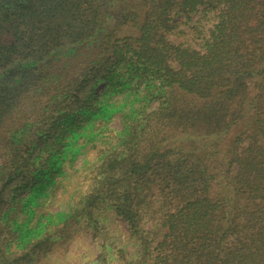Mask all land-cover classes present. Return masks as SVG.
<instances>
[{
	"label": "trees",
	"instance_id": "1",
	"mask_svg": "<svg viewBox=\"0 0 264 264\" xmlns=\"http://www.w3.org/2000/svg\"><path fill=\"white\" fill-rule=\"evenodd\" d=\"M76 231L78 264H264V0H0V264Z\"/></svg>",
	"mask_w": 264,
	"mask_h": 264
},
{
	"label": "rangeland",
	"instance_id": "2",
	"mask_svg": "<svg viewBox=\"0 0 264 264\" xmlns=\"http://www.w3.org/2000/svg\"><path fill=\"white\" fill-rule=\"evenodd\" d=\"M104 89H105V85L102 84L99 88V92H102ZM113 126L119 127L118 121H115ZM53 207L57 211L60 210L59 205H53ZM111 222H112V225H111L112 230L118 229V230H121L122 232L127 233V226L124 222H122L116 218H113L111 220ZM76 228H77V224H76V222H73V225L71 226L70 230H75ZM83 234L84 235L82 237V232L76 231L75 232V238H73L72 240L65 243L67 252H65V256L62 259H60L61 264H68L69 262H73V264H78L79 263V257H77V256L82 255L86 248L92 249L95 253L97 252L96 244H94V242H92L93 233H91L90 231H84ZM61 253L63 254L64 250ZM50 257L51 258L55 257V254H53ZM41 261L42 260H40V259L37 260L36 264H41L40 263ZM46 264H51V260H49Z\"/></svg>",
	"mask_w": 264,
	"mask_h": 264
}]
</instances>
